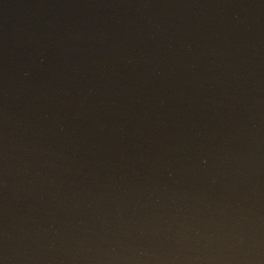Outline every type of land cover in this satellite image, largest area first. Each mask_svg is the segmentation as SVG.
<instances>
[{
    "label": "water",
    "instance_id": "1",
    "mask_svg": "<svg viewBox=\"0 0 264 264\" xmlns=\"http://www.w3.org/2000/svg\"><path fill=\"white\" fill-rule=\"evenodd\" d=\"M0 264H264V0H0Z\"/></svg>",
    "mask_w": 264,
    "mask_h": 264
}]
</instances>
